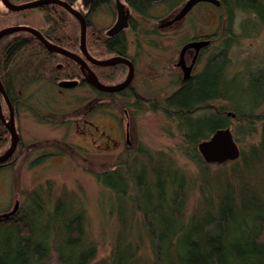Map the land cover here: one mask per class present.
<instances>
[{"label":"trees","instance_id":"16d2710c","mask_svg":"<svg viewBox=\"0 0 264 264\" xmlns=\"http://www.w3.org/2000/svg\"><path fill=\"white\" fill-rule=\"evenodd\" d=\"M11 1L22 3L26 0ZM182 1L172 0L175 4ZM231 1L244 11L251 8L264 23V0H223L227 10ZM128 2L139 13L147 15L148 0ZM219 17L221 30L223 14L220 12ZM46 18L49 20V14H46ZM49 32L64 47H71L75 42L66 38L62 24L52 26ZM23 34L7 35L1 47L4 52H0V75L15 109V116L16 110L18 112L26 99L21 88H28L30 82L40 79L38 72L43 70L38 64L40 57H46L51 65L57 61L55 53L47 51L35 37H25ZM224 34L226 37L231 34L230 22ZM92 37L94 41L88 40L87 44L94 55L117 51L127 54V38L122 34L107 37L101 30ZM229 39L223 40L227 43ZM34 48L44 52L34 54ZM4 57L7 58L6 67L2 64ZM229 64L226 50H219L208 59L200 74L163 101L145 98L132 84L116 92L94 88L100 97L130 94L136 105L145 100L152 109L162 111L171 119H186L188 123L182 127V136L191 149V159L201 172H205L209 163L204 161L198 150L199 141L208 138L216 129L229 126L231 121L242 125L238 126L242 135H252L258 126L262 127V140L253 148V158H241V166L233 160L231 173L215 177L214 185L207 179L208 184L202 188V202L198 209L191 215L184 210L185 189L189 181L186 173L177 169L172 162L167 168L156 167L149 150L141 145L137 148L141 155L138 166L134 167L133 159L126 158L115 167L94 173L97 181L112 192L122 224L108 257L96 261V244L85 237V215L81 209L72 210L71 201L65 203L60 198L52 209H47L35 193L33 209L0 217V264H45L51 251L57 253L58 264H264V179L258 180V174L252 176L255 165L264 167V112L259 111L264 103V93L258 98L254 90L246 88L242 77L238 74L229 76ZM92 68L98 75L102 70H109L111 75L107 79L117 82L124 78L127 71L124 64H92ZM74 71L75 77L80 76L77 65ZM60 72L59 79L67 78L65 68ZM259 78L262 79L261 73L254 75L253 84H257L259 81L255 80ZM14 82L26 87H16ZM261 85L264 90V79ZM27 98L32 99L30 96ZM218 100L226 102L217 108L210 105ZM0 103L3 114L8 116L9 107L1 92ZM10 142L11 134L0 115V155ZM54 153H43L33 163H39ZM16 159L15 152L0 163V168L10 167ZM203 177L206 178L205 173ZM133 211L141 214L142 235L145 233L151 243L149 249L152 258L149 262L138 255L140 242L128 220L129 213Z\"/></svg>","mask_w":264,"mask_h":264},{"label":"rangeland","instance_id":"374dc122","mask_svg":"<svg viewBox=\"0 0 264 264\" xmlns=\"http://www.w3.org/2000/svg\"><path fill=\"white\" fill-rule=\"evenodd\" d=\"M208 5L202 3L194 8L190 14L191 20L179 22L174 30L168 31L156 27L159 19L151 16L145 19L132 10L133 15L138 18L139 26L136 30L127 28L125 32L128 37L129 56L135 58L138 55L132 85L139 94L163 101L175 89L170 84L173 78L168 72V61L175 57L177 59L181 44L193 33L191 28L195 20L199 21L202 32L217 31L214 49L218 52L221 49L226 50L230 59L229 76L238 74L242 77L246 88L249 91L254 90L258 98L264 93L261 85V80L264 79V23L252 13L240 9L234 1L229 5L231 10H226V7L212 10ZM150 10L159 13L160 18H165L169 11L161 3L153 5ZM219 12L225 18L222 19L221 30L220 21L217 22ZM106 15L107 8L101 7L93 17V26L88 28L87 35L90 42L94 41L92 30L106 31L114 23L116 14ZM229 16L231 34L226 37L224 31L229 23ZM17 22H28L37 28L45 25L39 9L9 11L0 0V29L13 26ZM155 28V33L147 34V38V30ZM74 31L78 36L81 33L79 29ZM228 38L230 39L225 43L224 40ZM3 39L7 40V37ZM78 49L77 43L73 50ZM36 50L38 49L34 48ZM112 55L105 52L99 54V57L109 58ZM58 61L57 59L55 63ZM260 73L262 79L255 80L259 82L253 84L252 77ZM21 89L26 97L18 112L16 110V124L21 142L13 152L17 156L14 164L0 168V213L12 210L17 201L18 212L33 209L35 193L40 196L47 209H52L59 198L65 203L71 201L72 210L81 209L84 212L87 233L85 237L94 240L96 244V261L108 257L122 230V224L116 212L117 205L112 192L97 181L95 172L115 167L126 158L133 159L134 167L138 166L141 155L137 148L142 145L154 158L153 165L167 168L172 162L189 177L185 189L184 210L191 215L202 202V188L207 186V179L214 185L215 177L231 173L234 161L241 166L243 159L253 158L252 150L262 140L261 126L252 135H242L238 131V126L242 125L231 121L229 127L239 144L242 156L221 165L209 163L205 172H201L200 167L191 159V149L182 136V127L188 121L171 119L162 111L152 109L145 100L136 105L130 94L100 97L91 86L62 89L52 82H35L30 87ZM225 102L218 100L210 105L217 108ZM259 111L264 112V103ZM7 114L9 115V111ZM50 152L55 153L39 163H33L41 154ZM255 167L252 176L258 174V180H263L264 167ZM128 220L140 242L138 255L145 262L151 261V243L145 233L142 235L141 214L130 212ZM45 264H58L55 251L50 252Z\"/></svg>","mask_w":264,"mask_h":264},{"label":"flooded vegetation","instance_id":"af4514ba","mask_svg":"<svg viewBox=\"0 0 264 264\" xmlns=\"http://www.w3.org/2000/svg\"><path fill=\"white\" fill-rule=\"evenodd\" d=\"M29 1H33V0H26L24 2H29ZM65 1H67L73 8H75L78 11H80L84 15V17L86 18L87 35H88V28L90 26H93L92 25L93 24V20H94L93 17H95L96 14H98V12L100 11L101 7L102 8H104V7L107 8V15L106 16H108L109 14L112 15V13L116 14V19H115L114 23L111 26H109L108 28H106L107 30L106 31L104 30L103 33L105 35H107V37H113V36L120 35V34L124 35L127 38V54L123 55V54H121L118 51L117 52H106V53L113 54L109 58L114 57L116 55H122L124 57L129 58L133 62L134 67H135V74H134L133 80H134L135 75H136V59H137L138 55H136L135 58L129 56V54H128V51H129V49H128V37H127L126 32H125V30L127 28H130L132 30H136L138 28V26H139L138 18H136L133 15L132 10L135 11L142 18L147 19L148 17L151 16L152 18L154 17V18L159 19V23L157 24L156 27L157 28H162L163 30H167L168 31V30H174L177 27V25L179 24V22H182V21L187 22L188 20H191L192 19V16H190L191 12L193 11L194 8H197L199 5L201 6L202 3L209 4L207 7L209 9H212V10H217L218 8H221V7L225 8V6L223 5V0H219L220 1L219 4H215L212 1L203 0V1H199L196 4H194L191 7V9L187 13H185L182 17L176 18V16L180 13L182 7L187 2V0H183L182 2H180L178 4L173 3L172 0H158V1L148 0L150 3H149V9H148L147 15L139 13L128 2V0H121L124 3V7H125L124 8L125 9L124 14L127 13V11L129 12V16H128V19H127L128 24H127V26L124 29H122L116 35H110V34H108V31L116 23V21L118 19V13L119 12H118V9H117L116 0H65ZM14 3H16V2H14ZM159 3L165 4L167 6V9H169L168 13L165 12L167 14L165 16V18H160V14L159 13L156 14L154 12H151V10H150L153 5H156V4H159ZM107 6L110 7L112 13H110L111 11H109ZM33 8L39 9L42 12L43 18L45 20V25L42 28L34 27V26L30 25L28 22H25V23L17 22V24H14V25H28V26L37 28L38 30H40L43 33V35L49 41L64 47L63 45H61L58 42L57 37L55 35L51 34V32H49V29L51 30L52 26L57 25V24H62L63 28H65V31H66L65 33L67 34L66 38L68 40H70V42L79 41V42H77L79 44V49L76 50V51L73 50V47L76 46L75 42L73 43V46L69 44L71 47H64V48H66V49H68L70 51H73V52L79 54L80 56H82L83 59H85V62L87 63V65L94 71V69L92 68V64H94V63H92L90 60H88L86 58V56L80 50V35H81V33L78 36L76 31H74V30H78L79 29L80 32H81V26H80V22H79L78 18L74 14H72L67 8H65L64 6H62V5L58 4V3H45V4H42L40 6H36V7H32V8H26L24 10L33 9ZM9 11H11V10L9 9ZM247 12H250L253 15H256V17H258V19H262L261 17H259V14L257 12H255V11L251 10V8L248 9ZM46 14H49V20L46 18ZM228 18H229L228 22H231V16H229ZM223 19H225V18H223ZM218 21H220V17L219 16H217V22ZM198 23H199V21L197 22L195 20V22H194V24L192 26L193 29L191 28V30H193V33L191 35L187 36L186 40L183 41V43L181 44L180 50L178 52L177 59L175 57L173 59H169V61H168L169 65H170V70H168V72L170 73V75L173 78L172 81L170 82V84L174 85V87H175V89H173L171 91V93L175 92L176 90L181 88L185 83H187L190 79H192L196 75L200 74L203 71V69L205 68V66H206V64L208 62V59L211 56L216 55L217 52H218V51H216L214 49V45L216 44V41H217V39H216L217 31L211 30L209 32H207V31L202 32V28H200ZM67 24H69V25H67ZM91 28H93V27H91ZM100 31H101V29L98 30V31L95 29V30H92L91 34L94 33V35L97 36V34ZM155 31H156V28L155 29H150V30L148 29L147 32H146V35L150 34L151 32L155 33ZM18 32L19 33H24L23 35H25V37H30V38L31 37H35L45 47V49L47 51H49L51 53H55L54 56H55L56 60L59 59V61L57 63H55L54 65H51L50 61L46 57H44V58L40 57V60L38 61V64L40 65L41 69H43V70L38 72L39 75H40V79L30 82L29 85H32V83H35V82H44V83L52 82V83H55L59 88L68 89V88H65V87H61L59 85V82L61 80L77 79L79 81V83L75 87H77V86H79V87L91 86L92 88L97 89L89 81L90 73L88 72V70L86 68L82 67L81 65H79L78 62H76L75 60H73L70 57L65 56L62 53H59L57 51L49 50L38 39V37L35 36L31 32H28V31H17V32H14V33H11V34H15V33H18ZM7 35H9V34H7ZM7 35H4L0 39V48L4 45L3 44V41H4L3 38L5 36H7ZM87 35H86V42L88 41V36ZM146 37L149 38L148 35ZM137 40L139 41V39H137ZM150 40L151 39H149V41ZM189 43H194L195 45L187 47L182 52L184 46L189 44ZM38 46H40V45H38ZM139 46H140V44H139ZM87 48L89 50L88 44H87ZM0 52L1 53L4 52L3 48H1ZM43 52L44 51L42 49H40V50L34 51V54L38 55V54H42ZM89 52H91V50H89ZM209 52H210V54H208ZM92 55L94 57H96V58H99V59H106V58L99 57V55L98 56L94 55V54H92ZM60 59L61 60H65L66 62L61 61ZM6 63H7V58L4 57L3 61H2V64H4L5 67H6ZM117 64H124L126 66V68H127L126 75L121 80V81H123L125 79V77L127 76V74H128L129 67L125 63H117ZM117 64H113V65H117ZM75 65H77L79 67V69H80V76H77V77L74 76L75 75V71H74V66ZM109 66H111V65H109ZM64 68L66 69L67 78L59 79V74L61 73L60 71H63ZM110 73L111 72H109V70H102L99 73L100 75H98L97 73L96 74H97L99 80L102 83H105V84H116V83L121 82V81H118V82L117 81H110L109 79H107V76L111 75ZM71 76H73V77H71ZM0 78H1V81H2V83L4 85V87H5V84H4L3 80H2L1 75H0ZM133 80H132L131 84L133 83ZM14 84L16 85V87L20 86L19 84H16L15 82H14ZM20 87H26V85L22 84V86H20ZM72 88H74V87H72ZM104 92H106V91H104ZM169 95L170 94H168L167 96H169ZM145 98H148V97H145ZM1 107H2V105H1ZM4 116H5L6 120H9V115L6 116L4 114ZM17 129H18V127H17Z\"/></svg>","mask_w":264,"mask_h":264},{"label":"water","instance_id":"95a60500","mask_svg":"<svg viewBox=\"0 0 264 264\" xmlns=\"http://www.w3.org/2000/svg\"><path fill=\"white\" fill-rule=\"evenodd\" d=\"M4 5L13 11L16 10H22L26 8H32L36 6H40L45 3H58L65 8H67L72 14H74L81 26V35H80V50L82 53L86 56L88 60H90L92 63L101 65V66H108V65H113L117 63H125L128 65L129 70L128 74L125 77V79L119 83L116 84H105L102 83L97 74L87 65L85 62V59H83L82 56L79 54L70 51L58 44H55L51 41H49L43 33L38 30L37 28L27 26V25H13V26H7L2 29H0V39L7 34H11L17 31H28L33 33L35 36L38 37V39L49 49L52 51H57L59 53L64 54L67 57L72 58L76 62H78L79 65L82 67L86 68L88 72L90 73L89 81L98 89L101 91H106V92H116L123 90L127 88L134 77L135 74V67L133 62L122 55H116L111 58H106V59H99L94 57L88 50L87 48V42H86V35H87V22L86 18L84 15L73 8L67 1L65 0H33L29 2H23V3H14L11 0H1ZM153 1H158V0H153ZM199 1L203 0H187V2L184 4L182 7L180 13L176 16V18L182 17L185 13H187L191 7L196 4ZM205 1H212L215 4H219V0H205ZM117 4V9H118V19L116 23L109 29L108 34L110 35H116L119 33L122 29H124L127 24H128V16L129 12L124 14L125 7L124 3L121 0H116ZM195 45L194 43H189L184 46L182 52L189 46ZM79 81L77 79H72V80H61L59 82V85L61 87L65 88H72L78 85ZM0 92L3 95L8 107H9V120H6L3 112H2V107L0 103V115L5 122V125L7 129L9 130L11 134V143L8 149L0 155V163L6 161L15 151L19 141H20V134L17 129L16 125V116H15V109L11 103V100L6 92V89L1 81L0 78ZM129 133H127V138H128ZM198 150L204 159L205 162L207 163H223L226 161H232L236 160L240 157L241 155V150L239 147L238 142L235 139L234 133L229 126L221 127L216 129L208 138L201 140L198 143ZM19 207L18 201L15 203L14 207L12 210L8 212H3L0 213V217H9L10 215H13L16 213L17 209Z\"/></svg>","mask_w":264,"mask_h":264},{"label":"bare ground","instance_id":"6f19581e","mask_svg":"<svg viewBox=\"0 0 264 264\" xmlns=\"http://www.w3.org/2000/svg\"><path fill=\"white\" fill-rule=\"evenodd\" d=\"M211 135V134H210ZM203 140V139H202ZM200 142V141H199Z\"/></svg>","mask_w":264,"mask_h":264}]
</instances>
